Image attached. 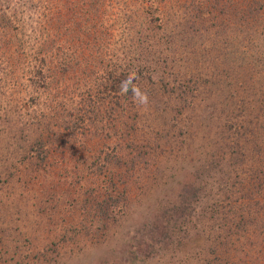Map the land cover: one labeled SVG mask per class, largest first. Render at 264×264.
<instances>
[{"label":"rangeland","instance_id":"obj_1","mask_svg":"<svg viewBox=\"0 0 264 264\" xmlns=\"http://www.w3.org/2000/svg\"><path fill=\"white\" fill-rule=\"evenodd\" d=\"M0 3L9 13L16 4L22 10L36 3L37 12L27 7V25L44 15L51 22L49 39L68 70L57 68L51 85L39 91L48 104L63 98L71 108L67 129L53 117L17 119L18 109L26 120L40 109L26 84L41 40L14 44L11 51L22 48L25 57L18 51L9 62L0 60V264H209L214 242L217 252L231 249L222 256L230 261L264 256L257 228L264 223V188L227 197L218 182L226 172L220 166L230 161L220 158L219 147L234 145L228 115L264 118V6L237 17L229 0ZM205 8L211 16H203ZM140 34L150 36L141 48ZM131 40L139 50L136 66L155 72L144 74L132 103L124 101L117 125L103 128L104 116L82 110L93 103L78 94L90 84L96 70L90 67L99 59L104 67L122 60ZM54 109L44 106L48 114ZM80 117L88 118L86 125ZM260 134L258 146L251 138L241 144L247 169L254 162L264 172L256 153L264 150ZM249 176L241 171L234 180L246 183ZM242 245L248 255H239Z\"/></svg>","mask_w":264,"mask_h":264},{"label":"trees","instance_id":"obj_2","mask_svg":"<svg viewBox=\"0 0 264 264\" xmlns=\"http://www.w3.org/2000/svg\"><path fill=\"white\" fill-rule=\"evenodd\" d=\"M230 3L233 5L237 17L243 16L242 14L245 12H249L251 14L256 13L260 11L264 6V0H229ZM36 3H31L29 6V10L33 9L35 12L39 11L40 8L38 6H35ZM25 9H20V4H16L15 7H13V11L11 13L10 10L12 9H6L4 7H1L0 3V60L3 59V62H9L12 60V57H17L19 52H22V55L25 57V51L21 48L22 51H19L17 49H14L11 51V47L14 46V44H17L18 46L22 47H28L30 44H35L36 41L41 40L40 46L36 53L34 54L35 61L32 63V68L29 69L27 74V81L28 84H26L28 87L31 85V89L28 93H33L36 95V97L32 100H37L40 104L39 111L37 110V115L30 114V118L26 120L25 116L22 115L17 110V119L20 121V118L27 123L29 121H39L42 123V121L45 120V118L53 117L57 120V125L59 128L67 129L69 128L67 125L70 124L69 117L71 116V112L69 108V105H67V102L64 101V99L57 98L59 95H56L54 99L56 98V103H54V100H51L49 104L53 105L55 104V109L50 112V114L46 113L44 111V106L51 107L46 101V99L42 98V94L39 90L43 88H48L51 85L52 79H55L58 75L57 68L64 67L65 70H68V64L69 62H65L66 60L62 59V54L57 52L54 45L51 42V39H49L51 36H54L52 34L51 28V22L46 19L45 15L43 17H38V22L31 23V25L28 24L27 17H30L27 15V7ZM96 10V9H95ZM204 11V17H209L212 15V11L208 8L202 9ZM31 17H33V14H30ZM129 16V15H128ZM42 18V19H40ZM203 18V17H201ZM205 19V18H204ZM210 19V18H209ZM131 20L132 18L128 19L126 18V21ZM48 27L49 33L45 36L46 28ZM133 27V26H131ZM142 35V34H140ZM143 36V35H142ZM148 37H144L143 39L138 41L139 48L144 46L146 42L148 41ZM121 43L126 44V39H121ZM44 46H47V50H44ZM122 47V46H121ZM128 51L123 56L122 60L113 62L111 59L108 60V64L104 67L105 59H99L96 64L91 66L90 68H96L93 72H91V81L89 85H85L86 88L83 91H80L78 95H82V98H87L86 102L91 107L86 108L85 106L81 107L83 110L84 108L87 110V112L94 113V116L102 117L104 118L98 119V122H102L103 128H110V125L116 124V121L122 116L121 112L124 110V108L120 107L123 105L125 100L133 102V100L137 97L139 92L143 90L144 88V81L143 77H145V73L148 74L149 78L152 77V74L155 72L154 68L147 67V70H145V73L139 69V66L137 67L136 61H138L136 57H133L134 53H137L139 50L134 45V41L131 40V44L128 46ZM123 48V47H122ZM124 49V48H123ZM19 51V52H18ZM16 53V54H15ZM19 56V55H18ZM165 61L168 60L167 55L163 56ZM60 60H64L61 62ZM67 66V67H66ZM143 67V66H142ZM89 68V69H90ZM236 68V65L232 66V69ZM231 69V66H230ZM10 69H5V76H7ZM2 71H0V74ZM85 75V71H83ZM227 71L224 70V68H221V74L226 75ZM95 77V79H94ZM51 79V80H50ZM93 81V82H92ZM54 82V80H53ZM92 82V83H91ZM203 82H209L203 81ZM57 86V85H56ZM181 92L183 94L187 93L189 86L186 84H181L179 86ZM74 96H72L73 98ZM41 100V102H40ZM192 103V99L189 100ZM82 102H85L82 101ZM60 107V108H59ZM22 108V107H20ZM59 108V110H58ZM16 110V109H15ZM14 111V110H13ZM254 111V108L252 109V112ZM103 113V114H102ZM29 114V113H26ZM65 114V115H64ZM44 118L43 120H41ZM88 118L86 117H80L79 118V124L86 125ZM105 121V122H104ZM261 122V123H260ZM260 122H254L253 120L246 122L245 119H239L238 121L235 119V117H232V115H228L226 119V128L230 129L232 131L230 138H232L234 141L230 144L229 142H225L224 146L222 145L219 148H223V154L220 158H230V161L228 163H225V166H220L222 169H225L226 172L223 173V177L218 180L220 184H224L223 187H221L222 194H227V197L230 196L231 193H233L236 189H246L249 188H255L256 186L263 187L264 188V172H261L259 168H255L253 166L254 162L250 163L247 169V163L248 158L246 150L244 151L243 145L241 144L242 138L252 139L251 145L258 146L256 142L260 138L261 134H264V118ZM39 123V124H41ZM38 124V125H39ZM263 124V126H262ZM105 126V127H104ZM127 127V126H126ZM125 127V128H126ZM48 128H51L50 125H48ZM250 134V135H249ZM43 139V137H42ZM39 139L40 141H44V139ZM44 144V143H43ZM219 148H216L218 150ZM238 150H237V149ZM216 150L214 151V154L216 153ZM257 154L263 155V161H264V150L256 151ZM262 160V159H261ZM257 161V160H256ZM221 162V159H219V163ZM248 174V170L250 172V176L246 180V183L235 181L234 177H237L239 179L240 172L246 171ZM231 173H235L237 176H232ZM220 176V175H219ZM260 232L264 233V223L259 225ZM264 237V234H263ZM221 242V241H220ZM228 245V243L226 244ZM261 245L263 248H260L264 252V239L261 241ZM217 243H213V248L211 249L213 254V259L209 260V264H220L222 262V259H225V264H239L241 263L240 260H227L226 257H222L224 254H230L231 249H225L221 248L217 252ZM260 247V245H259ZM244 255H248L247 251L245 250V246L242 245V247L239 248ZM264 254V253H263ZM238 255V257H239ZM260 256L262 254H259ZM237 257V258H238ZM239 259V258H238ZM215 260V261H214ZM246 264H264V256L256 258V260H251V258L244 259L243 260ZM242 264V263H241Z\"/></svg>","mask_w":264,"mask_h":264},{"label":"clouds","instance_id":"obj_3","mask_svg":"<svg viewBox=\"0 0 264 264\" xmlns=\"http://www.w3.org/2000/svg\"><path fill=\"white\" fill-rule=\"evenodd\" d=\"M141 99H142V102L146 101L147 100L146 94H141Z\"/></svg>","mask_w":264,"mask_h":264}]
</instances>
